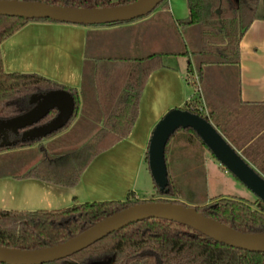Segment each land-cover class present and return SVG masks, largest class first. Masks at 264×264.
Here are the masks:
<instances>
[{"label": "crops", "instance_id": "1", "mask_svg": "<svg viewBox=\"0 0 264 264\" xmlns=\"http://www.w3.org/2000/svg\"><path fill=\"white\" fill-rule=\"evenodd\" d=\"M242 1L254 5L258 1V6L255 11L248 8L240 13V25L245 15L250 19L254 16V19L241 38L240 63L237 65H206L199 70V58L191 51L202 46L201 25L187 29L193 44V49L188 50L189 56L182 55L185 51L177 49L172 40L166 49L165 43L157 39L165 30L172 33L174 29L155 17L169 13L175 24L188 20V0H164L160 9L149 17L113 26L30 22L5 40L0 45V54L6 73H33L76 90L81 98V116L76 121L83 115L85 83L92 108L86 117L100 129L105 121L100 93L106 84L116 91L121 87L117 101L109 107L114 111L113 115L126 121L130 112L123 102L129 94L124 74H127L130 62L161 54L163 67L153 72L147 81L130 135L95 157L76 186L67 187L44 177H25L31 169L47 166V162H55L62 156L17 165L16 173H5L2 167L0 210L59 211L76 204L126 201L130 193L134 194L133 200H142L144 191L156 190L146 162L149 142L156 125L170 110L185 109L191 104L190 99L197 102L193 88L187 83L193 70L200 74L202 102L208 114L213 116L212 124L264 177V0ZM120 108H125L126 112L121 113ZM172 141L169 150H202L187 144L181 137ZM35 145L4 151L0 157L30 153ZM174 179L182 184V178Z\"/></svg>", "mask_w": 264, "mask_h": 264}, {"label": "trees", "instance_id": "2", "mask_svg": "<svg viewBox=\"0 0 264 264\" xmlns=\"http://www.w3.org/2000/svg\"><path fill=\"white\" fill-rule=\"evenodd\" d=\"M17 1L40 2L77 9H103L128 5L139 0ZM188 5L190 10L188 20L178 21L175 24L169 13L158 14L155 18L165 21L173 29L187 30L195 25L203 27L202 46L199 50L191 51L192 55L199 58V70L206 65L239 64L240 41L244 31L248 28L251 20L254 19V16L250 19L248 15H245L244 22L240 25V13L241 11H247L248 8L250 10L251 8L253 10L257 9L258 1L254 5L244 4L242 0L239 3H236L235 0H188ZM30 22L57 23L48 19L28 20L0 16V45ZM119 24L126 23L104 26ZM190 44L192 48L193 44L191 41ZM188 50L190 51V49L186 48L182 55L189 56L190 52ZM162 67L163 56L161 54H153L147 58L130 62L127 74H124V77L127 78L126 87H128L129 94L124 101L119 97L120 101L122 100L124 104L128 105L127 110L130 112V117L126 121L113 115L114 111L109 107L111 103L117 101L116 98L120 95L119 90H121V87L119 86L118 91H116L111 85L106 84L104 86L100 93V101L105 121L103 128L92 127L88 134L78 142H85L86 145L83 150H92V153L82 166L77 169L73 164L70 168L69 166L61 167L59 165H63L64 159L60 158L55 162H47L46 164L49 167L41 165L31 169L25 177H44L58 181L67 187L76 186L81 174L95 157L130 135L138 117L139 100L147 81L153 72ZM52 90L68 91L75 99V113L69 124L59 132L45 138L50 139L49 147L67 149L66 145L70 144L75 137L74 132L76 130L81 131L86 123H89V118L86 115L92 111V108L86 84L84 83L83 86V115L75 126L67 131L78 118L81 110V98L78 92L37 74L6 73L3 69L0 54V120H8L25 114L33 106L29 103L32 96ZM122 90H124V87ZM195 107L196 105L193 103L187 104L184 110L214 122L212 115L208 117L200 114ZM124 111L126 112L125 108H120L121 113ZM56 115L57 111H51L40 124L50 121ZM180 137L187 144L202 149L201 151H209L192 129L178 130L172 136L166 148L170 191L168 194L162 193L155 185L160 196L180 197L182 194L178 181L172 177L168 163L170 143L173 139ZM19 138L20 136L10 134L9 140L16 141V144L9 147H0V153L30 147L41 141L35 140L23 143L19 141ZM71 159L75 162L76 159H79V156ZM146 162L148 164V152L146 154ZM133 196L134 194L130 193L126 201L76 204L59 211L17 212L0 210V247L18 250H38L65 243L104 219L129 207L143 203L139 200H133ZM170 202L181 204L178 200ZM183 206L188 207L186 205ZM256 207L257 209H254L252 204L242 200L220 198L213 200L209 204L197 207L196 210L241 233L264 234V202L258 199ZM104 255H114V264H264V253L249 252L227 246L189 226L163 219H149L134 223L105 237L82 252L49 264H88L91 259L101 258Z\"/></svg>", "mask_w": 264, "mask_h": 264}, {"label": "water", "instance_id": "3", "mask_svg": "<svg viewBox=\"0 0 264 264\" xmlns=\"http://www.w3.org/2000/svg\"><path fill=\"white\" fill-rule=\"evenodd\" d=\"M163 0H139L135 3L103 9H77L40 2L0 0V16L28 20L48 19L62 24L104 26L127 23L150 16ZM32 108L12 119L0 120V147L20 142L43 140L65 128L75 113V99L65 90H52L34 95ZM51 111L55 118L40 124ZM180 129H192L203 141L216 160L241 184L264 202V177L237 152L209 119L184 110H170L156 125L148 147V167L156 187L168 194L169 172L166 148L172 136ZM149 219H163L189 226L217 242L255 253H264V234L241 233L218 220L199 213L196 208L172 202H143L122 210L97 223L79 236L55 246L38 250H18L0 247L2 264H49L67 259L86 250L105 237L134 223Z\"/></svg>", "mask_w": 264, "mask_h": 264}, {"label": "rangeland", "instance_id": "4", "mask_svg": "<svg viewBox=\"0 0 264 264\" xmlns=\"http://www.w3.org/2000/svg\"><path fill=\"white\" fill-rule=\"evenodd\" d=\"M162 5L163 4H161L155 12H157ZM158 26L159 25H157V27ZM190 35L191 34L184 29H174L172 33L165 30L163 36H157V39H160L165 43L164 48L166 49L170 46V41L172 40L177 49L184 51L186 48L190 49L191 47ZM176 41L179 42L178 46L175 44ZM80 116L81 111L79 112V117ZM76 120L67 131L75 126L77 122ZM96 125V123L90 121V123H86L81 131L76 130L74 132V139L72 137L73 141L66 145L67 149L61 147H49L48 142L50 139H43L36 143L35 149L30 151V153H24V155L20 156H1L0 168H5L3 170L5 173H16L15 169L17 165H27L31 161H39V159L49 161V157L55 159L62 156L61 158L64 159H62L64 167L69 166L70 168L74 165L77 169L84 164L87 157L92 153V150H83L86 145L85 142H78L81 141L88 134L89 130ZM173 142L174 141L170 143V147L173 146ZM77 156H79V159H76V161L73 162L71 158H77ZM168 162L172 177L182 178V180H180L182 184L179 185L182 193L180 197L160 196L157 190L152 189L150 191H144L141 196L142 200H139L140 202H170L178 200L183 205L197 208L209 204L215 199L226 198L249 202L253 205L254 209H257L256 203L258 198L248 188L241 184L230 172H228L227 169L216 160L210 151L194 150L193 148L192 150H169ZM151 184L154 183L151 181ZM114 261V255H104L101 258L91 259L88 264H114Z\"/></svg>", "mask_w": 264, "mask_h": 264}, {"label": "built area", "instance_id": "5", "mask_svg": "<svg viewBox=\"0 0 264 264\" xmlns=\"http://www.w3.org/2000/svg\"><path fill=\"white\" fill-rule=\"evenodd\" d=\"M187 83L189 86H191L194 90V95L196 96L195 100L197 102H194L192 99H190L191 103L195 104V109L198 110L200 114H204L209 117V114L207 112V108L203 101V87L201 82L200 74L197 70H193L187 77Z\"/></svg>", "mask_w": 264, "mask_h": 264}, {"label": "flooded vegetation", "instance_id": "6", "mask_svg": "<svg viewBox=\"0 0 264 264\" xmlns=\"http://www.w3.org/2000/svg\"><path fill=\"white\" fill-rule=\"evenodd\" d=\"M18 136H20V134Z\"/></svg>", "mask_w": 264, "mask_h": 264}]
</instances>
